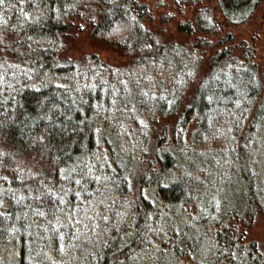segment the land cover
I'll list each match as a JSON object with an SVG mask.
<instances>
[{
    "label": "trees",
    "instance_id": "16d2710c",
    "mask_svg": "<svg viewBox=\"0 0 264 264\" xmlns=\"http://www.w3.org/2000/svg\"><path fill=\"white\" fill-rule=\"evenodd\" d=\"M209 1L215 2L219 24L225 26L249 20L261 0ZM150 18L139 0L0 2V73L27 76L19 85L0 88V173L7 178L0 182V264H33L26 260L25 247L31 227L50 234L75 221L88 224V232L76 237L66 253L72 259L77 254L79 264H125L150 245L152 227L162 211L199 200L197 180H190L186 188L185 178L172 180L169 175L196 169L204 159L191 145L198 133L210 132L211 108L234 92L223 84L222 70L242 71L241 80L254 100L230 107L228 113L240 148L245 150L246 140L264 130V71L258 78L245 41L239 44V55L226 44L230 33L215 44L203 45L200 39L177 43L143 22ZM177 29L187 36L211 35L220 27L184 20ZM84 30L92 41L127 56V72L164 64L171 78L167 91L157 82L149 86L155 96L149 87L147 95L128 78L125 91L102 107L103 81L111 72L115 75L114 70L105 69L95 55L76 60L67 53ZM214 45L221 47L213 50ZM126 71L117 70L118 78ZM169 95L170 104L165 100ZM96 151L94 166L89 160ZM231 168L241 196L226 202L224 220L252 213L259 203L257 173L245 163ZM97 234L101 237L92 250L79 255ZM179 239L188 242L183 231ZM40 240L45 246H40L37 260L47 264L51 240ZM217 240L216 260L210 264L224 257L222 232ZM172 253L184 256V248L177 244Z\"/></svg>",
    "mask_w": 264,
    "mask_h": 264
},
{
    "label": "rangeland",
    "instance_id": "374dc122",
    "mask_svg": "<svg viewBox=\"0 0 264 264\" xmlns=\"http://www.w3.org/2000/svg\"><path fill=\"white\" fill-rule=\"evenodd\" d=\"M139 1L146 4L151 17L149 21L143 20V22L148 27L161 29L168 38L177 39H174V42L182 43L187 39H200L203 45L215 44L220 36L230 33V41L226 44L234 46V52L239 55V44L241 41H245L248 45L246 51H252V60L256 63V70L258 71L257 77L259 78L261 72L264 71V0L260 1L255 13L249 20L241 24L225 26L219 24L222 18L214 1ZM206 16L210 19L207 20ZM184 20L205 25L217 24L220 29L211 35L200 32L196 35L187 36L177 29V23ZM72 45L67 51L70 59L81 60L85 55H95L105 64V69L110 70L111 67L115 72L116 76L112 75L111 72L110 77L107 76L108 78L103 81L106 97L103 98L102 107L113 100L115 102V95L118 96L125 91L129 85L128 78L132 84L134 82L141 86L147 95H149L147 91L150 88L152 96H155V93L149 86L162 82L164 91H167L170 86L171 78L164 64H158L155 68L141 66L127 72L128 57L99 42L92 41L89 38V31H80L79 36L73 39ZM219 46L221 47V45ZM215 47L214 45L212 49L218 48ZM203 60L198 64L199 71L204 68L205 62ZM190 61L193 62L192 59ZM120 69L125 70L126 72L123 73L126 75L119 79L117 70ZM222 73L225 75L223 84H227L230 91L234 92H231L230 97H223V99L220 97L221 102L218 101L220 104L211 108L207 118L210 132L206 134L204 131H199L196 142L191 145L192 150L199 151L197 153L202 154L204 159L196 164V169H184V173L181 175L174 171L169 175L172 180L185 178L186 188L190 186V180H197L199 183L197 186L199 200L196 204L188 203L184 208H182L183 204H177L176 207L168 211H162L156 218L155 227H152L151 244L137 252L125 264H155V262L160 264L171 262L173 264H210L216 260L218 232H222L225 247L224 251L221 250L224 252V257L221 258L219 264H264V130L252 141L246 140L244 143L245 150L240 148L239 137L234 138L236 124H233L228 113L232 110L230 107L233 109L241 108L253 98L252 95H248L246 85L241 80L242 71L233 67L222 70ZM182 74L184 75V70H182ZM22 75L23 73L18 71L0 73V88L19 85L27 78V76ZM165 100L170 104L173 96H166ZM243 123L246 125V121L243 120ZM245 125L242 127L241 134L245 131ZM187 139V137L182 138V141L186 143ZM233 153H235L234 156ZM94 154L89 163L95 166L99 152L96 151ZM238 163L247 164L253 172L257 173L255 192L260 204L255 205V210L252 213H245L241 216L233 215L224 220L226 202L231 198L234 202L239 201L241 196L238 180L233 176L231 168L232 165ZM216 170L223 172L220 175ZM99 177H102L101 172ZM2 181H7V178L0 173V182ZM71 225H65L62 228L56 227L58 232L50 234L42 233L38 228L31 227L25 238L26 260L33 264L42 263L41 260H37V256H39L40 246H45L40 238L46 236L49 241L51 240L50 249L46 252L50 257L47 264H79L76 259L77 254L72 259L66 253H69L73 248L76 237L88 232V224L87 221H83V223L75 221ZM182 231L188 241L186 244H182L179 239ZM10 232L13 234V231ZM101 234H97L93 241L90 240L88 246H82L78 254L84 256L89 253L92 250L90 247H93V244L99 240ZM177 244L184 248V256L178 257L172 253L173 247ZM190 244L194 247L193 250Z\"/></svg>",
    "mask_w": 264,
    "mask_h": 264
},
{
    "label": "snow or ice",
    "instance_id": "6c2138e0",
    "mask_svg": "<svg viewBox=\"0 0 264 264\" xmlns=\"http://www.w3.org/2000/svg\"><path fill=\"white\" fill-rule=\"evenodd\" d=\"M0 2H2V0H0Z\"/></svg>",
    "mask_w": 264,
    "mask_h": 264
}]
</instances>
